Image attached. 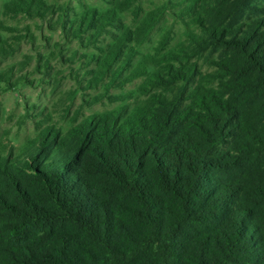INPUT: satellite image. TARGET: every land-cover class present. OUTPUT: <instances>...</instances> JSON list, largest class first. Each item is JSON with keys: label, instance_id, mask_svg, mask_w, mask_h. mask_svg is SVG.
Returning <instances> with one entry per match:
<instances>
[{"label": "trees", "instance_id": "obj_1", "mask_svg": "<svg viewBox=\"0 0 264 264\" xmlns=\"http://www.w3.org/2000/svg\"><path fill=\"white\" fill-rule=\"evenodd\" d=\"M193 22L132 111L0 155V264H264V0Z\"/></svg>", "mask_w": 264, "mask_h": 264}, {"label": "rangeland", "instance_id": "obj_2", "mask_svg": "<svg viewBox=\"0 0 264 264\" xmlns=\"http://www.w3.org/2000/svg\"><path fill=\"white\" fill-rule=\"evenodd\" d=\"M200 4L0 0V155H17L44 130L64 135L142 104L160 60L198 31Z\"/></svg>", "mask_w": 264, "mask_h": 264}]
</instances>
